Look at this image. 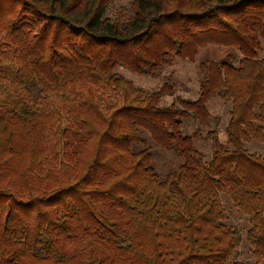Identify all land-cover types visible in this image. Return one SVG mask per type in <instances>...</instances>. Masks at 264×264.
<instances>
[{
	"label": "trees",
	"instance_id": "obj_1",
	"mask_svg": "<svg viewBox=\"0 0 264 264\" xmlns=\"http://www.w3.org/2000/svg\"><path fill=\"white\" fill-rule=\"evenodd\" d=\"M114 5L0 0V264H264V156L246 148L264 144V0ZM198 57L195 101L116 73ZM214 98L231 110L208 160L185 123L211 128ZM157 149L181 164L160 175Z\"/></svg>",
	"mask_w": 264,
	"mask_h": 264
},
{
	"label": "rangeland",
	"instance_id": "obj_2",
	"mask_svg": "<svg viewBox=\"0 0 264 264\" xmlns=\"http://www.w3.org/2000/svg\"><path fill=\"white\" fill-rule=\"evenodd\" d=\"M132 0H115L112 13L113 16L116 9L121 6H127ZM207 53L208 57L212 60L221 58L222 52L217 48H212L209 51H202L200 56H204ZM198 57L194 61H185L176 58L169 67L162 70L158 77H148L132 73L128 70L117 68L116 73L121 74L127 80L133 82V84L149 93L157 92L162 87L169 86L173 90V95L166 96L162 102V106L171 105L177 99H184L195 101L200 94V70ZM6 64H9L6 62ZM209 113L217 120L212 122L211 128H205L200 125L195 119H189L185 123V132L188 135L194 134L195 131H202V139L196 142V147L199 151L205 154L208 160L212 158V146L211 142L207 139V134L210 130L218 132V136L221 142L226 141L225 128L229 121V113L231 110V104L224 103L218 98L210 100L208 103ZM147 147H156L150 140ZM142 148V147H141ZM246 148L251 152L260 156H264V144L256 142L246 145ZM158 152L155 157L157 171L160 175L165 176L172 169L181 164L180 160L172 153L157 149ZM223 203L228 217L227 224L238 228L241 231L242 243L240 246L239 262H248L252 260L251 248L247 240V231L250 228L249 219L246 216L241 215L233 207V204L228 198L223 197Z\"/></svg>",
	"mask_w": 264,
	"mask_h": 264
}]
</instances>
